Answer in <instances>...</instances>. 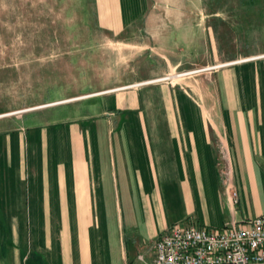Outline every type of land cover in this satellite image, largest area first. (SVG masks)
<instances>
[{"label":"crops","instance_id":"0c3cea01","mask_svg":"<svg viewBox=\"0 0 264 264\" xmlns=\"http://www.w3.org/2000/svg\"><path fill=\"white\" fill-rule=\"evenodd\" d=\"M140 1L110 0L105 18L127 28ZM230 2L196 13L205 35L230 20L226 105L166 87L150 111L131 91L121 121H24L0 138V264H142L169 226L264 214V0Z\"/></svg>","mask_w":264,"mask_h":264},{"label":"rangeland","instance_id":"374dc122","mask_svg":"<svg viewBox=\"0 0 264 264\" xmlns=\"http://www.w3.org/2000/svg\"><path fill=\"white\" fill-rule=\"evenodd\" d=\"M109 2L0 0V138L24 121H121L114 112L129 109L131 91L150 111L166 87L195 102L200 92L206 109L226 105L230 20L217 35L213 23L208 35L203 20L202 31L196 26V13H211L213 0L140 1L138 18L121 30L105 18ZM218 2L228 12L230 0ZM253 37L251 46L262 43V34Z\"/></svg>","mask_w":264,"mask_h":264},{"label":"built area","instance_id":"2783aa9c","mask_svg":"<svg viewBox=\"0 0 264 264\" xmlns=\"http://www.w3.org/2000/svg\"><path fill=\"white\" fill-rule=\"evenodd\" d=\"M153 252L142 264H264V214L216 228L174 224Z\"/></svg>","mask_w":264,"mask_h":264},{"label":"trees","instance_id":"16d2710c","mask_svg":"<svg viewBox=\"0 0 264 264\" xmlns=\"http://www.w3.org/2000/svg\"><path fill=\"white\" fill-rule=\"evenodd\" d=\"M213 3H214V4H213L214 7H213V9H212V11H211L212 13H214V11L218 9V6H217V5H219V4H218V3H219L218 0H213ZM215 6H217V8H215ZM219 9H220V8H219ZM221 24H222V23H221ZM223 24H224V23H223Z\"/></svg>","mask_w":264,"mask_h":264},{"label":"bare ground","instance_id":"6f19581e","mask_svg":"<svg viewBox=\"0 0 264 264\" xmlns=\"http://www.w3.org/2000/svg\"><path fill=\"white\" fill-rule=\"evenodd\" d=\"M171 78V77H170Z\"/></svg>","mask_w":264,"mask_h":264}]
</instances>
